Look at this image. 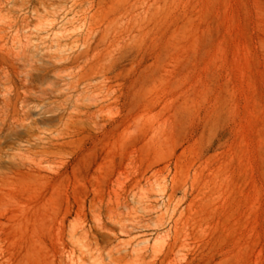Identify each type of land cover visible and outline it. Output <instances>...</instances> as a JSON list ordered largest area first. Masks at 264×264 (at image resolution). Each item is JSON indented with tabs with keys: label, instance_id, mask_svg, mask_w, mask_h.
<instances>
[{
	"label": "rangeland",
	"instance_id": "rangeland-1",
	"mask_svg": "<svg viewBox=\"0 0 264 264\" xmlns=\"http://www.w3.org/2000/svg\"><path fill=\"white\" fill-rule=\"evenodd\" d=\"M2 6L0 264H264V0Z\"/></svg>",
	"mask_w": 264,
	"mask_h": 264
},
{
	"label": "bare ground",
	"instance_id": "bare-ground-1",
	"mask_svg": "<svg viewBox=\"0 0 264 264\" xmlns=\"http://www.w3.org/2000/svg\"><path fill=\"white\" fill-rule=\"evenodd\" d=\"M4 3L5 5V9L9 10L11 4H12V0H0V14L2 12V9L4 8L2 6V4ZM13 26H14V22L13 21H8L6 23V27L4 25H0L1 28H8V32H7V37H3L2 40L3 42H1L0 47L3 45H7L8 48L10 49V44H12V40L14 38V34H13ZM0 67H1V63H0ZM29 80V72L25 75V80ZM11 129H13L11 127ZM147 240H139L136 242L137 246H131L127 249V255L129 256V260H130V264H163L165 262V260H167V258H169L171 255V249H168L167 251L164 252L163 256L160 258H154L150 261L146 260V256L147 254L150 253L148 248H145L143 246H141V243L146 242ZM129 244L131 245V241L129 242ZM215 256H211L209 258L201 256L199 261L195 264H221V259L218 261H215ZM186 264H189V262H187Z\"/></svg>",
	"mask_w": 264,
	"mask_h": 264
}]
</instances>
